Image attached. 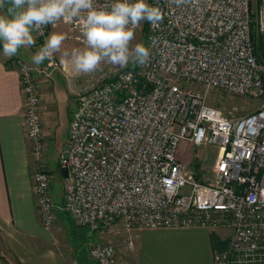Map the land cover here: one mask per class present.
I'll use <instances>...</instances> for the list:
<instances>
[{
  "label": "built area",
  "instance_id": "built-area-1",
  "mask_svg": "<svg viewBox=\"0 0 264 264\" xmlns=\"http://www.w3.org/2000/svg\"><path fill=\"white\" fill-rule=\"evenodd\" d=\"M147 2L164 13L155 29L147 22V65L98 77L76 93L59 157L69 171L61 208L94 231L121 224L130 247L137 227L227 226L228 245L210 264H264V0ZM67 24L65 35L83 44L79 20ZM49 26L37 34L41 46ZM17 63L34 192L49 226L59 205L38 76H51L57 63ZM215 89L263 102L245 114L236 104L224 112L210 102ZM182 141L218 151L213 181L197 178L180 158ZM89 251L95 264H120L113 244Z\"/></svg>",
  "mask_w": 264,
  "mask_h": 264
},
{
  "label": "crops",
  "instance_id": "crops-1",
  "mask_svg": "<svg viewBox=\"0 0 264 264\" xmlns=\"http://www.w3.org/2000/svg\"><path fill=\"white\" fill-rule=\"evenodd\" d=\"M19 52L7 58L0 48V259L3 264H69L71 254L51 244L38 212L32 177L35 161L17 63L22 58L32 64L34 53L31 48H21ZM59 72L57 68L53 74ZM38 80L45 141L49 145L54 140L53 127H64L62 151L74 106L65 118H57L48 84L51 79L39 75ZM221 232L219 227H137L132 231L134 249H121L117 258L120 264H210L214 251L227 246Z\"/></svg>",
  "mask_w": 264,
  "mask_h": 264
},
{
  "label": "clouds",
  "instance_id": "clouds-1",
  "mask_svg": "<svg viewBox=\"0 0 264 264\" xmlns=\"http://www.w3.org/2000/svg\"><path fill=\"white\" fill-rule=\"evenodd\" d=\"M186 0H170L177 7ZM164 18L159 6L147 0H0V48L7 58L17 56L21 48H31L36 40L33 33L44 34V29L63 20H79L83 47L70 54L72 68L77 75H90L102 63L117 67H144L151 50L143 42H135L137 30L147 21L155 29ZM65 35L52 32L43 46L32 56L35 66L53 62ZM69 53H62V63Z\"/></svg>",
  "mask_w": 264,
  "mask_h": 264
},
{
  "label": "rangeland",
  "instance_id": "rangeland-1",
  "mask_svg": "<svg viewBox=\"0 0 264 264\" xmlns=\"http://www.w3.org/2000/svg\"><path fill=\"white\" fill-rule=\"evenodd\" d=\"M52 32H59L64 35L66 32L70 33L69 25L61 20L55 25L49 26L47 37ZM33 35L36 43L31 47V50L35 53L41 45L37 34L33 33ZM65 37L66 38L61 46V52L57 53L55 56L57 66L54 71L58 68L60 69V72L56 74L52 73L51 78L50 76H44L46 79H51L48 80V84H50L52 94L54 95V104L57 108V118H59V116L60 118H65L66 115L71 112L76 103V93L81 88L91 85L94 81L96 82L98 77L111 78L114 76V73L120 72L126 68L134 67L131 64L127 67H117L107 63H102L100 69L90 75H77L73 72L74 70L71 65L70 54L73 49L82 48L84 45L75 38H68L66 35ZM147 39V21H144L142 29H139L137 32L136 41H134V43L143 42L146 45ZM25 51L21 54H26ZM64 52L69 53L67 63L61 62L62 53ZM210 102L220 107L224 110V112H228L231 104H236L239 108L237 113L245 114L257 109L263 102V99L261 97L250 95L236 96L225 91L215 89L210 93ZM51 134L54 137V140L49 144L50 147L46 143L47 161L48 165H50L49 168H51V172L53 173L52 190L59 207H57L56 218L51 225L46 226L42 222L49 234V241H51V244L60 248L62 251L71 254L72 258L69 260V264H95L94 259L90 255L89 249L93 244L97 243L113 244L116 251V258L118 257L117 252L121 249H134V247L129 246V233L121 224H115L104 231H94L89 227L76 223L73 217L61 208L67 186V179L62 175L58 167V160L64 141V127H53ZM48 151H50L49 158ZM178 154L180 158L186 162L189 169L197 178L208 182L213 181L215 164L219 155L218 151L215 150L214 147L209 145L195 146L182 141ZM197 164H199V168H196ZM218 227L222 230V237L228 245L231 228L227 226ZM2 246V235L0 232V249ZM0 264H3L2 259H0Z\"/></svg>",
  "mask_w": 264,
  "mask_h": 264
},
{
  "label": "water",
  "instance_id": "water-1",
  "mask_svg": "<svg viewBox=\"0 0 264 264\" xmlns=\"http://www.w3.org/2000/svg\"><path fill=\"white\" fill-rule=\"evenodd\" d=\"M60 171H61V173H62V175L65 177V178H67L68 177V167H66V166H62L61 168H60Z\"/></svg>",
  "mask_w": 264,
  "mask_h": 264
},
{
  "label": "trees",
  "instance_id": "trees-1",
  "mask_svg": "<svg viewBox=\"0 0 264 264\" xmlns=\"http://www.w3.org/2000/svg\"><path fill=\"white\" fill-rule=\"evenodd\" d=\"M134 67H137V66H134ZM196 168H199V164L196 165ZM222 249H224V247H222V248L219 249V250H222Z\"/></svg>",
  "mask_w": 264,
  "mask_h": 264
}]
</instances>
